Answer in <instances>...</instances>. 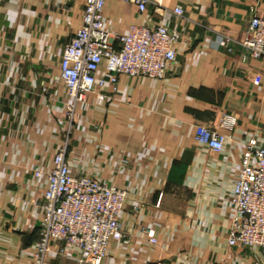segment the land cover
<instances>
[{"label":"crops","instance_id":"obj_1","mask_svg":"<svg viewBox=\"0 0 264 264\" xmlns=\"http://www.w3.org/2000/svg\"><path fill=\"white\" fill-rule=\"evenodd\" d=\"M84 5L0 0V264H37L46 173L66 142L75 174L128 193L119 216L126 237L110 241L100 264H264L261 248L228 245L242 155L248 144L264 147V60L243 62L241 48L218 46L221 35L244 37L264 0H152L143 13L106 0L112 34L162 24L176 33L177 57L163 79L122 74L115 87L97 88L77 105L68 134L60 62ZM223 113L238 118L233 130L220 126ZM198 125L225 136L220 151L196 139ZM60 247L50 254L56 264H88Z\"/></svg>","mask_w":264,"mask_h":264},{"label":"built area","instance_id":"obj_2","mask_svg":"<svg viewBox=\"0 0 264 264\" xmlns=\"http://www.w3.org/2000/svg\"><path fill=\"white\" fill-rule=\"evenodd\" d=\"M136 4L139 12L147 10L152 0H122ZM106 0H85L82 25L65 46L60 62L69 102L65 112L68 134L77 119V105L86 102L97 88L118 84V76H146L163 79L174 63L177 52L176 33L166 26L131 25L125 34H112L106 27L103 10ZM182 16L184 11L176 8ZM117 43V46L116 44ZM218 46L233 52L241 48L243 62L264 60V9L254 13L247 33L242 38L221 35ZM105 74H100L102 66ZM104 99V95H99ZM238 118L223 113L222 128L233 130ZM196 139L216 151L225 143V136L216 129L198 125ZM66 142L46 173L47 189L39 204L42 227L33 257L37 264H56L50 259L53 244H61L56 251L70 256L66 249H77L80 262L100 264L106 256L111 240H123L125 231L119 221L128 193L122 188L90 176L75 174L67 162ZM40 177L43 172H34ZM234 209L230 219L228 245L246 250H264V147L248 144L241 158V169L235 180V189L229 197ZM148 241L158 245V239L149 230ZM150 264H167L157 260ZM188 264H199L189 262Z\"/></svg>","mask_w":264,"mask_h":264}]
</instances>
